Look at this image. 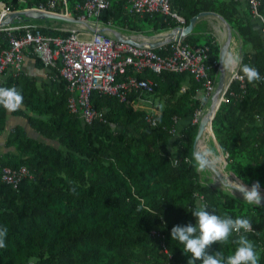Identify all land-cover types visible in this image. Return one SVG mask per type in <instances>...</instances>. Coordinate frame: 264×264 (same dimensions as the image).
Wrapping results in <instances>:
<instances>
[{
	"label": "trees",
	"instance_id": "obj_1",
	"mask_svg": "<svg viewBox=\"0 0 264 264\" xmlns=\"http://www.w3.org/2000/svg\"><path fill=\"white\" fill-rule=\"evenodd\" d=\"M44 1L29 0L27 6ZM259 1L264 16V0ZM125 4V0H111L103 20L142 30L140 17L126 13ZM27 6L14 3L15 8ZM172 7L187 24L203 11L222 15L242 40L241 67L254 65L264 77V34L254 23L249 0H172ZM143 20L155 22L161 31L176 26L162 14ZM199 35L192 32L186 41L209 48V75L216 84L220 44L212 35H204L205 43H198ZM6 44L0 36V45ZM31 59L49 76L42 88L22 73L14 76L9 71L0 85L15 86L23 95L16 111L0 107V131L11 113L26 118L40 136L32 138L16 129L6 143L16 154H0L3 165H26L32 174L18 188L0 175V227L8 228L0 264H187L191 255L172 240L171 229L195 225L192 212L201 206L210 214L249 218L258 232L246 235L260 255L259 264H264V208L211 186L203 180L211 170H194L193 143L199 122L193 123V118L207 97H197L202 86L193 75H143L156 83L143 96L158 97L153 101L161 112L156 113L157 126L146 121L150 109L133 106L140 96L134 92L124 102L96 93L93 104L105 109L107 121L88 124L68 108L67 79L41 60ZM238 74L243 75L240 67ZM209 127L219 155L226 156L228 175L245 186L257 182L264 191V80L233 79ZM237 238L233 234L227 243L214 242L205 251L232 254Z\"/></svg>",
	"mask_w": 264,
	"mask_h": 264
},
{
	"label": "built area",
	"instance_id": "obj_2",
	"mask_svg": "<svg viewBox=\"0 0 264 264\" xmlns=\"http://www.w3.org/2000/svg\"><path fill=\"white\" fill-rule=\"evenodd\" d=\"M28 2L29 0H1L0 18L20 11H38L59 16L65 23L47 25L30 19L0 26V36L7 42L4 46L0 45V85L5 72L13 68L17 74H21L25 60L35 57L45 67L57 70L60 76L67 79L68 108L88 124L107 121L106 111L93 104L96 93L98 96H112L124 102L134 92L140 94L134 103L140 100L150 104L151 109L145 118L152 126H157L153 101L146 100L143 96L144 91L152 92L156 83L150 77H143L145 73L175 72L193 75L202 86V89L197 90V97H202L200 95L204 90V95L210 100L216 84L209 75V48L193 47L186 41V36L182 35L160 37L168 34L174 27L187 25L186 19L172 7V0H125V10L129 15L144 18L162 14L175 21L176 26L153 37H145L142 33L125 35L122 29H126L128 25H117L112 19L103 20L104 11L111 7V0H45L33 6L14 7V3L22 5ZM249 2L253 18L260 21L264 34V16L259 11L260 1ZM105 28L116 30L137 44L119 40L112 30H102ZM46 29L50 32H45ZM156 41H163L158 50L151 46ZM59 61L61 65L58 64ZM235 73L233 79L240 78L238 71ZM186 88L184 86L183 91ZM203 112L202 108L195 113L193 123L199 122ZM175 121L177 123L178 119L175 118ZM174 131L175 129L171 130L172 133ZM223 161L227 165L224 155ZM174 163L177 164L178 160L175 159ZM0 175L2 181L13 188H18L24 179L32 177L26 165L13 168L1 162ZM252 227L253 231L249 233H257L256 227Z\"/></svg>",
	"mask_w": 264,
	"mask_h": 264
},
{
	"label": "clouds",
	"instance_id": "obj_3",
	"mask_svg": "<svg viewBox=\"0 0 264 264\" xmlns=\"http://www.w3.org/2000/svg\"><path fill=\"white\" fill-rule=\"evenodd\" d=\"M220 61L228 74L240 67V71L243 73L240 76L241 80L246 78L249 83L264 80L254 65L244 64L241 67V58L238 54L226 51ZM22 103L23 95L15 86L0 87V107L11 112L19 109ZM192 159L194 170L197 173L215 170L221 162V156L212 148H197L192 153ZM228 185L232 190L233 188L239 190L248 205L257 206L260 204L258 184L253 185L250 190L240 183L229 182ZM192 214L197 218L195 225L188 223L187 225H176L171 229L172 240L182 244L184 253L191 255L187 264H196L197 261H201L202 264H259L260 255L255 250L253 242L246 235V233L253 231V224L249 218L210 214L205 206L194 208ZM233 234L238 237L234 240L236 245L234 253L227 256L222 251L212 254L206 253L205 250L208 246L214 242L227 243ZM7 235L8 228L6 226L0 227V248L7 246Z\"/></svg>",
	"mask_w": 264,
	"mask_h": 264
},
{
	"label": "water",
	"instance_id": "obj_4",
	"mask_svg": "<svg viewBox=\"0 0 264 264\" xmlns=\"http://www.w3.org/2000/svg\"><path fill=\"white\" fill-rule=\"evenodd\" d=\"M207 15H214V16L220 18L227 25L228 35H227L225 42L220 46L218 78H217V82H216V87H215V90L211 94V97H210L209 110L207 112H204V114L202 115V117L199 120L198 130H197V133H196V136L194 139V143H193L194 151L197 149V145H198L199 141L204 137L206 131H208L207 129L209 127V124L212 121L213 117L215 116L216 112L218 111V109H219V107H220V105L224 99V96H225L228 88L230 87V85L233 81V77H230L231 75L226 72V70L223 68L222 62L220 61V58L223 56V54L226 51H231V47L233 44L232 28L228 24L227 20L222 15H220L219 13L212 12V11H203V12L199 13L198 15L192 17L190 19L189 23L185 27H174L173 29H171V31H169L168 34L160 36L161 38H168V37H172L175 35H182L184 37L185 36L187 37L189 34H191L193 32L194 27H195L196 23L198 22V20L207 16ZM40 18L62 19L59 16H56L54 14H49V13H44V12L20 11V12L8 14V15L0 18V26L13 24V23H16L19 21H26L28 19L36 20V19H40ZM106 29L107 28L102 29V30H106ZM107 30H112V29L108 28ZM112 31L114 32L115 37L118 38L119 40H128L129 42L136 43V42L132 41L130 38L124 37L121 33L117 32L116 30H112ZM162 42L163 41H158V42L156 41L154 43L152 42L151 46L153 48H155L158 45H160ZM220 98L222 99L221 101H220ZM212 171L217 175L219 180L225 181L227 179L226 176H223L221 174V171L219 169L216 168L215 170H212ZM227 176H228V174H227ZM255 184H258V183L254 182L252 185H250L248 187H252ZM233 195H235V194H233ZM235 196H237V195H235ZM259 205L264 206V193L260 194V204Z\"/></svg>",
	"mask_w": 264,
	"mask_h": 264
},
{
	"label": "crops",
	"instance_id": "obj_5",
	"mask_svg": "<svg viewBox=\"0 0 264 264\" xmlns=\"http://www.w3.org/2000/svg\"><path fill=\"white\" fill-rule=\"evenodd\" d=\"M145 21L150 24V26L145 29L146 31L145 30L144 31L143 30H136V29L134 30V29H132L133 26L132 25L130 26L128 24L126 29H122L123 34L131 36L132 34H135V33H142L145 37L146 36L153 37L154 35H156L159 32H161L163 34L165 31H167V30H165V31L157 30L156 27L154 26L155 22H150L147 20H145ZM206 21H208L209 24H205ZM254 23H257V25L260 26V21H258L257 19H254ZM198 24H200V26L197 27ZM121 26H125V24H122ZM196 27H197V29H195ZM204 27H206V28H204ZM211 27L214 28V34L213 35L208 34V33H212L210 31ZM217 27L220 31L226 30L225 32L227 34H225V37H222L221 33H219L217 31ZM207 31H208V33H207ZM193 32H196L198 34H202L199 36L212 35L216 39V41L220 44V46L225 42L227 35H228L227 25L220 18H218L214 15H207V16L199 19L198 22L196 23L195 27H194ZM235 36L236 35H233L234 41H233V44L231 47V52L234 54H235V48H236ZM158 47H159V45L157 47H155V49L158 50L159 49ZM10 70L11 69L8 70L9 72L7 71L8 72L7 74H12L14 76L18 75L15 70L13 72ZM22 74L24 77L28 78V81L29 80L30 81L35 80L38 83H40V86H39L40 88H42L41 85L43 82L49 81V76L47 75L46 70L37 67L34 60L31 58H27L25 60ZM16 129L26 131L27 134L32 138H36V139L40 138L38 132L30 126V124L28 123L26 118H24L23 116L17 115V114L9 113L8 117L6 119V122L0 131V154L5 155L8 152H12V153L16 154L15 148L13 146L8 147L6 144L8 141L9 135L11 133H13L14 131H17Z\"/></svg>",
	"mask_w": 264,
	"mask_h": 264
},
{
	"label": "rangeland",
	"instance_id": "obj_6",
	"mask_svg": "<svg viewBox=\"0 0 264 264\" xmlns=\"http://www.w3.org/2000/svg\"><path fill=\"white\" fill-rule=\"evenodd\" d=\"M1 1V0H0ZM28 4H22L21 6H27ZM30 19H28V20H26V21H29ZM38 22H40V23H42V24H47V25H56V24H58V25H63V23H65L63 20H61V19H52V18H40V19H36ZM206 20V19H205ZM138 21V23H139V25H141L142 26V30L144 31L146 28H148L149 26H150V24L149 23H147L145 20H143L142 18H140V19H138L137 20ZM205 24H209V22L208 21H206L205 22ZM198 26H200V24H198L197 25V27ZM205 26V25H204ZM197 27L195 28V29H197ZM204 28H206V27H204ZM203 28V29H204ZM146 31V30H145ZM210 31L212 32V33H208V31H207V33L208 34H214V28L213 27H211L210 28ZM232 32H233V30H232ZM216 33V32H215ZM190 35V34H189ZM233 35H235L234 34V32H233ZM237 37V38H236ZM235 41H236V48H235V54H238L239 56H240V58H241V53H242V40H241V38H239L237 35L235 36ZM233 41H234V39H233ZM198 43H205V38L203 37V36H201L200 37V39H199V41H198ZM238 69H239V67H237L234 71H232L231 72V76L230 77H233L234 76V73L236 72V71H238ZM10 71H14L13 70V68H11V70ZM235 75H236V73H235ZM200 96H205L204 95V90H202V92H201V95ZM144 98L146 99V100H151V101H157L158 100V97L157 96H155V94H145L144 95ZM210 101V100H209ZM133 106L135 107V108H138V109H143V110H149V109H151V106H150V104L149 103H147V102H143V101H138V102H135V103H133ZM209 106V104H208V99H207V101H206V103L204 104V106H203V109H206V107H208ZM102 110H105V109H102ZM153 110L156 112V113H161L160 112V110H157V108L155 107V106H153ZM208 130H209V128H208ZM207 135L204 137V139L203 140H201V142H200V144H199V148L200 149H204V148H212L213 150H215L216 151V153L219 155V148H218V146H217V144H216V142L214 141V139H213V135L211 134V131L209 130V131H207ZM170 150L174 153V152H176V148L174 147V146H170ZM5 157H7V156H5ZM221 166H222V168H221ZM225 166H226V164H225V162L223 161V156H221V162H220V164H219V166L217 167V169H219L220 171L222 170V172H224V173H226V174H228L227 172H226V170H225ZM210 171V170H209ZM203 177H204V179L203 180H205V181H207V183H209L211 186H215V187H217V188H219V189H221V190H223V191H226V192H229V193H232L230 190H228V188H226L225 186H224V184L221 182V180L219 181L218 179V177H217V175L211 170L210 171V173H206V175L204 176L203 175ZM214 177V178H213ZM217 178V179H216ZM234 180H236V179H234ZM238 182H240V180H237ZM261 193H263V191L262 190H259ZM233 194V193H232ZM238 197H240V198H242V199H244L243 198V196L241 197V196H238ZM257 206H260V205H257ZM260 207H262V208H264V206H260Z\"/></svg>",
	"mask_w": 264,
	"mask_h": 264
},
{
	"label": "bare ground",
	"instance_id": "obj_7",
	"mask_svg": "<svg viewBox=\"0 0 264 264\" xmlns=\"http://www.w3.org/2000/svg\"><path fill=\"white\" fill-rule=\"evenodd\" d=\"M217 31L219 32V33H221V35H222V37H225V34H227L225 31H220L219 29H218V27H217ZM230 75H231V73H229ZM222 99L220 98V101H221ZM208 104H210V101H208ZM209 110V106L208 107H206V109H204V112H207ZM203 112V113H204ZM209 128V130H210V127H208ZM208 130V129H207ZM208 130V131H209ZM211 131V130H210ZM208 133H207V131H206V133H205V135H204V137L207 135ZM204 137L201 139V140H203L204 139ZM201 140L199 141V143H198V145H197V148H199V144H200V142H201ZM221 168H222V166H221ZM221 174L223 175V176H226L227 177V179L225 180V181H221L223 184H224V186L226 187V188H228V190H230L233 194H235V195H237V196H243V194L242 193H240L239 192V190H237V189H235V188H233V190H232V188L228 185V183L229 182H233V183H240V184H242V185H244L241 181L240 182H238L237 180H234L232 177H230L229 175L227 176V174L226 173H224V172H222V170H221ZM214 178V177H213ZM217 179V178H216ZM219 180V179H218ZM220 181V180H219ZM255 185H257V184H255ZM245 186V185H244ZM245 187H247L248 189L249 188H252V187H248V186H245ZM250 190V189H249ZM260 192V191H259ZM260 194H263V193H261L260 192Z\"/></svg>",
	"mask_w": 264,
	"mask_h": 264
}]
</instances>
